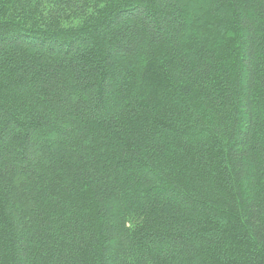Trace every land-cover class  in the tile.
I'll use <instances>...</instances> for the list:
<instances>
[{
  "label": "trees",
  "instance_id": "obj_1",
  "mask_svg": "<svg viewBox=\"0 0 264 264\" xmlns=\"http://www.w3.org/2000/svg\"><path fill=\"white\" fill-rule=\"evenodd\" d=\"M0 0V264H264V0Z\"/></svg>",
  "mask_w": 264,
  "mask_h": 264
},
{
  "label": "rangeland",
  "instance_id": "obj_2",
  "mask_svg": "<svg viewBox=\"0 0 264 264\" xmlns=\"http://www.w3.org/2000/svg\"><path fill=\"white\" fill-rule=\"evenodd\" d=\"M188 14H190L194 9L198 7L197 0H187Z\"/></svg>",
  "mask_w": 264,
  "mask_h": 264
}]
</instances>
